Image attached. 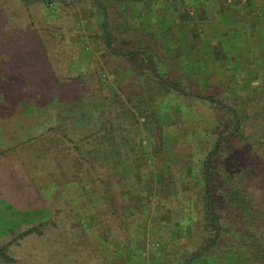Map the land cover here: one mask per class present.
<instances>
[{
	"label": "rangeland",
	"instance_id": "obj_1",
	"mask_svg": "<svg viewBox=\"0 0 264 264\" xmlns=\"http://www.w3.org/2000/svg\"><path fill=\"white\" fill-rule=\"evenodd\" d=\"M101 2L108 17L107 21L111 25L110 49L106 45L105 33L101 24L102 12L93 0H71L66 6L58 4L52 9L40 2L24 4L20 0H0V52L3 53L8 48L10 50L21 49L18 54L19 58L23 59L21 70L25 69L24 71L30 76L28 79L21 80L11 78V76L0 82V152H3V155H0V177L3 171L2 166L8 163L7 157L15 155V150L10 151L9 149L17 145L15 149L20 151L23 147L20 145L26 144L28 140L36 136L34 141L38 140L36 143L38 144L42 138L49 136V134H44L47 128L52 130V126H60V132L73 139L78 146L85 142L84 138L87 135L98 130L99 125L95 128L94 125L97 123L91 118L78 121L75 125L69 122L63 123L67 108L74 110L77 102L68 104L64 101L65 104L61 103L54 91L61 90L68 85L73 91L83 92L86 85L97 81L101 87H104V92L109 97L115 88L117 91L121 88L122 91L133 88L152 90L153 82L151 81L154 80L150 78L148 65L137 56L128 55L125 56L126 58H120L112 52L113 49L126 52L132 49V46L138 47L153 56L156 61L155 69L160 74L164 73L168 78L181 82L183 91L194 95L200 93L205 96L210 93L228 107H234L237 99L240 101L245 97L247 99L248 90L246 91L245 88H249L252 94L253 87H257L264 80V42L258 49H251L255 32L260 26L264 28V0H101ZM238 34L241 35L242 42L241 40L236 41ZM260 57L262 61L254 60L261 59ZM15 64L12 68L20 65ZM50 67L54 71L53 74L48 70ZM21 70L20 68L17 70L19 76ZM47 77L48 79H45ZM245 79L249 81L247 82L248 87L243 86L242 82ZM47 81L53 88L49 97L54 101V105H58L56 106L58 109L64 107L62 120L61 118H57V121L52 120L51 117L46 118V114L45 118L40 117L45 107L37 104L34 89H37V84L45 86ZM32 83L35 84L34 89L31 87ZM97 93L100 94V91ZM79 95L77 93V96ZM176 95L168 94L158 88L156 96L164 103L163 111L162 109L159 111L163 112V115L157 112L159 123L168 122L165 114L173 113L172 103L183 109L181 111L184 116L180 120L183 122L180 124L182 127L185 123L187 125L197 123V120L203 117L210 122L215 113V115H223L222 111L212 110V107L203 101ZM73 101L76 100L73 99ZM98 112L94 113L95 119ZM239 112L243 115V112ZM252 112V109L246 110V115L250 116L245 122L244 130L246 129L247 134L261 131L259 120L251 119ZM177 118L175 116L176 121H179ZM139 121L141 123L143 118ZM126 124L134 125L133 118L126 121ZM212 124L214 121L211 122ZM152 127H154L153 124L146 126L147 129ZM110 128L111 122L105 121L98 131L105 133ZM140 131L137 140L139 144H135L140 149L138 156L131 153L129 148H122L117 153L115 146H110V142L106 147L107 150L93 154L91 158L95 161L93 163L106 167L103 169L102 177L106 187L110 186L113 178L119 177L111 168L114 164L129 179H134L131 175L135 173L145 172L144 179H150L153 186H159L161 183L158 163L156 160H151L150 156L153 155L143 153L155 147L157 136L153 131L145 132L143 128ZM178 134L175 132L172 140L169 133H164L165 156L176 153L179 159L189 160L194 166L197 160L202 159V156L199 158L195 156L194 144L188 139L182 141L178 138ZM34 141L31 140L28 144ZM215 144L216 142L213 148ZM241 144L243 142L239 144L238 141H231L224 144L221 151L223 155H231V151L239 149ZM98 148H102V143L98 144ZM24 153V150L20 151V156ZM11 159L17 169L28 161L24 158L15 160L16 158L13 157ZM214 159L217 160V156ZM219 159L222 160L223 156L221 158L219 156ZM249 161L252 162V160ZM169 164L171 167L165 163L168 165V170L175 172L171 161ZM212 164L218 166L217 161H213ZM138 165L142 167L139 169ZM216 177L218 173H214V178ZM6 179L7 177H1L0 184H5L3 181L6 182ZM128 184L130 182H127ZM186 185L190 188L187 178ZM173 188V185L165 186L162 191L164 194H169ZM180 191L194 198L193 208L200 212L202 205L198 190L194 195L188 189ZM0 199L11 203L17 200L18 204L14 206L18 209L22 208L23 204L20 203H24L22 196L16 197L14 191L7 187H0ZM93 199L94 205L98 206L97 197ZM29 202L30 200L27 202L30 207ZM31 205L34 204L31 203ZM49 205L50 202L47 201L42 206L34 205L32 208L46 209ZM98 207L104 209L101 221H104L105 229L109 228L107 240L100 239L101 236L95 227L99 224L96 223L93 212L86 214V217L80 216L82 218H78L81 213L72 212L74 216L57 214L54 215L52 222L43 228L45 235L50 237L45 236L46 240H44L39 236H33L19 241L14 247L16 261L11 264H104L108 247L117 251V254L111 256L114 259L124 257L118 260L117 264H126L127 257L129 258L127 264H169L177 257H183L185 252H195L203 242L201 229L198 228V225L202 223L198 220L199 216L194 221L195 224L191 227L190 233L181 234L183 236L174 246L170 242L172 234L170 227L163 230L164 233H161L160 238L157 236L156 229L151 227L146 230L145 236L137 237L136 234L134 235L136 231L133 234L131 231L132 235L126 237L129 232L123 228L127 221L124 214L127 212L126 209L122 210L121 201L112 191L106 192L104 203ZM2 209L3 205H0V210ZM218 211L222 217L227 218L225 221L229 223L230 228L237 229L241 226L235 223L234 219L231 220L226 206L219 208ZM61 220L62 225L65 224L64 231L69 234H66L69 238L65 237V247L59 245V241L63 243L64 239L57 229ZM131 224L133 228L138 226L137 222H131ZM88 226L94 228L85 233L82 228ZM226 237L227 233H224L219 242L220 248L216 249V253H220L225 247L224 244L228 243ZM82 239H85L84 242H81ZM50 240L53 242L54 253H50L49 250ZM241 242L244 243L246 240ZM156 247L161 255L155 254ZM63 252H66L65 261L67 263L61 262ZM240 252L241 250L237 248L229 256L236 260Z\"/></svg>",
	"mask_w": 264,
	"mask_h": 264
},
{
	"label": "trees",
	"instance_id": "obj_2",
	"mask_svg": "<svg viewBox=\"0 0 264 264\" xmlns=\"http://www.w3.org/2000/svg\"><path fill=\"white\" fill-rule=\"evenodd\" d=\"M20 1L24 4L40 2L49 9L58 4L66 6L71 2V0ZM93 1L102 12L103 20L101 24L104 30L105 10L100 7L96 0ZM107 32L110 36L111 25L108 21ZM107 47L111 48L108 45ZM132 47V49L127 50L131 52L125 56H137L148 65L150 78L154 80L151 81L153 82V91L146 88L144 90L133 88L132 90L126 89L123 91L121 88L117 91L115 88L109 97L98 81L86 85L83 92L73 91L68 85L61 90L54 91L61 103H64V101H67L68 104L77 102V107L74 110L67 108L63 123L69 122L75 125L78 121L91 118L97 123L94 126L95 128L99 127L98 130L102 127L103 122H111V128L108 131L101 133L95 130L84 138L85 142L81 146H78L73 139L60 132V126L55 125L52 126V130L50 128L44 130L45 133H43L45 135L49 134V136L47 135L48 137L46 136L45 139L42 138L43 140L41 139L38 144H36L38 140L34 141L37 138L36 136L28 140L29 142L26 144L20 145L23 146L20 151H25L23 156H20V151H16L17 145L9 149L10 151L15 150V155L8 156V163L2 166L1 177H7V179L6 182L3 181L5 184H0V187L13 190L16 197L22 196L24 198V203H20L23 205L21 209H18L17 206H14L18 204L17 200H14L12 204L9 201L0 199V205H3V209L0 210V263L11 264L16 261L14 247L18 245L19 241L33 236H39L44 240H46L45 236L50 237L45 235L43 228L52 222L54 215L57 214L71 216L73 215L72 212L81 213L78 218H82L80 216L86 217V214L93 212L95 221L99 224V226H95L96 231L100 234V239L107 240L109 228L105 229V223L101 221L104 209L98 206L104 203L106 192L110 190L118 196L122 210L126 209L127 213L123 214L125 219L130 222L126 221L124 223L123 229L129 232L126 237H130L135 231L134 235L136 234L137 237L145 236L147 234L146 230L151 227L156 229L157 236L160 238L161 233H164L163 230L170 227L172 229H170L172 233L170 242L175 246V243L183 236L181 234H189L191 227L195 224L194 221L198 216L200 217L198 220L202 223L198 225V228L201 229V240L203 242L195 252H185L183 257H177L175 261H170L169 264H264V80L257 87H253L252 94L249 88H245L246 91L248 90L249 97L247 99L246 97L243 98L242 101L237 99L234 107H228L210 93L205 96L200 93L194 95L183 91L184 88L181 82L177 79L168 78L164 73V75L160 74L157 69L153 68L156 61L152 55L147 54L138 47ZM18 49L10 50L8 48L3 53L0 52V82L11 76V78H18L19 80L30 77L24 71L25 69L21 70L23 59L19 58L18 54L21 49ZM114 50H112L114 54L120 58H126ZM176 56L179 57V55ZM15 63L20 65L18 64L17 68H12L13 65H16ZM19 68L21 70L19 72L20 76L17 74ZM48 70L53 74L54 71L51 67ZM45 79H48V77ZM247 82L249 83L245 79L242 82L243 86H246ZM37 86V89H34L35 84L32 83L31 87L35 90L37 104L40 106L42 104L45 107V111L41 113L40 117L45 118L46 114V118L51 117L55 121H57V118L62 120L64 107L58 109L56 107L58 105H54V101L49 97L53 89L52 85L47 81L45 86L42 87L39 84ZM158 88L163 89V92L168 94L173 93L203 101L210 105L212 110L222 111L223 115H215V113L210 122L203 117L197 120V123L189 125L185 123L186 125L183 124L184 127H182L180 124L183 122L180 120L184 116L181 111L183 109L172 103L174 106L173 113L165 114L168 122L159 123L157 112L161 109L163 111L164 103L161 98L156 96ZM134 89L139 91L136 92ZM98 91H100V94L97 93ZM77 93L80 95L77 96ZM73 99L76 101H73ZM248 108L253 110L251 119L255 120L256 118V121L259 120L261 131L247 134L246 129L244 130L246 127L245 122L250 118L246 115ZM239 111L243 112V115H240ZM95 112L99 113L96 119ZM162 113L160 114L163 115ZM175 116L178 117L179 121H176ZM131 118H133L135 124L128 126L126 121ZM142 118L143 121L140 123L139 120ZM213 121L214 124L211 125ZM238 122L239 126L236 131L220 140L213 151L214 143L218 138L231 132ZM139 124L145 132L153 131L157 136L155 147H152L151 151H143V153L153 155L150 156L151 160H156V163H158L161 183L159 186H153L150 179H144L145 172L135 173L131 175L134 179H129L114 164L111 168L119 177L114 176L115 179H112L110 186L106 187L105 181L102 179L103 169L106 167L94 164V160H91L93 154L107 150L106 147L110 142V146H115L117 153L122 148H129L128 150L131 153L138 156L140 149L135 144H139L137 140L139 139V132H141L140 129H142ZM149 124H153L154 127L147 129L146 126ZM165 132L170 134L172 140L175 132L179 133L178 138L182 141L188 139L194 144V155L198 158L202 156V159L197 160V163L192 166L193 164L189 160L179 159V155L176 153L165 156L163 146ZM31 140L35 143L28 144ZM231 141H238L239 144L243 142V144L239 146V149L231 151V155H223L221 149L224 144ZM100 143H102V148H98ZM0 155H3V152H0ZM216 156L218 159L219 156L220 158L223 156V159L215 160ZM13 157L16 158L15 160L24 158L28 160V163L26 162L17 169L11 159ZM207 158H209L208 161ZM249 160H252V162ZM169 161L172 162L175 172L168 170V165L171 167ZM213 161H217L218 166L212 164ZM165 163L168 165H165ZM137 167L140 169L142 166L138 165ZM8 168L10 169L8 170ZM214 173H218V177L214 178ZM186 178L190 183V188L186 185ZM127 182H130V184L127 185ZM170 185H173L175 190L173 188L171 193L164 194L162 189ZM182 186L183 188H181ZM179 189H188L193 195L198 190L202 205L200 212L193 208L192 201L194 198L192 199L191 195L182 194ZM94 197L98 199V206L93 203ZM28 200H30V207L27 203ZM47 201L50 202V205L46 209L32 208L34 205L42 206ZM31 203L34 205H31ZM225 206L231 220L234 219L235 223L241 225L239 228H230L229 223L227 224L225 221L227 218L218 213L219 208ZM131 222H137L138 226L133 228ZM91 228L94 227H83L82 230L86 233ZM57 229L61 237L64 238L63 243L59 241V245L65 247L64 242H66V238H69L67 236L69 234L64 231L65 224L62 225V220L61 224L58 223ZM180 229L184 231H179ZM131 231H133L132 234ZM139 233H142V235H139ZM224 233H227L226 240L228 243L224 244L225 247L220 253H216V249L220 248L219 242ZM84 240L82 239L81 242H84ZM242 240H246V242L242 243ZM49 248L50 253H54L51 240ZM237 248L241 252L237 254V258L234 260L229 254L235 252ZM107 250V253H110L105 252L106 261L104 264H117L118 260L124 258L114 259L111 256L117 254V251L111 250V247H108ZM158 250V247H156L155 254L161 255ZM63 253L64 256L61 255V262L67 263L65 261L66 252ZM127 259L129 258L127 257ZM127 259H125L126 264Z\"/></svg>",
	"mask_w": 264,
	"mask_h": 264
},
{
	"label": "water",
	"instance_id": "obj_3",
	"mask_svg": "<svg viewBox=\"0 0 264 264\" xmlns=\"http://www.w3.org/2000/svg\"><path fill=\"white\" fill-rule=\"evenodd\" d=\"M96 1L99 3L100 7L104 10L103 3H102L100 0H96ZM103 25H104V30H105V39H106V43H107V45H108L109 47H111V45H110V43H109L108 32H107V17H106L105 11H104V22H103ZM130 52H131V51H127V52H121V51H118L117 53L125 56V55L129 54ZM153 68L155 69L154 66H153ZM237 127H238V123H236L235 128H234L231 132L226 133V134L220 136V137L218 138V140L216 141V144H215V147L213 148V151H214V149L217 147V145H218V143L220 142V140H222L223 138L228 137L230 134H233V133L236 131ZM213 151H212V152H213Z\"/></svg>",
	"mask_w": 264,
	"mask_h": 264
},
{
	"label": "crops",
	"instance_id": "obj_4",
	"mask_svg": "<svg viewBox=\"0 0 264 264\" xmlns=\"http://www.w3.org/2000/svg\"><path fill=\"white\" fill-rule=\"evenodd\" d=\"M234 34V33H233ZM239 36V37H238ZM237 42H239L240 40H241V42H242V37H241V35L240 34H238L237 36ZM220 38H222V37H220ZM226 37H224V39H225ZM252 42H253V45H252V47H251V49H258L259 48V46L260 45H262V43L264 42V28H263V26H260L259 28H258V30L255 32V37H253V40H252ZM264 50V49H263ZM261 58V57H260ZM264 59V58H263ZM262 58L261 59H259V58H257V59H254L255 61H257L258 60V62H260V61H262L263 60ZM264 64V63H263Z\"/></svg>",
	"mask_w": 264,
	"mask_h": 264
}]
</instances>
